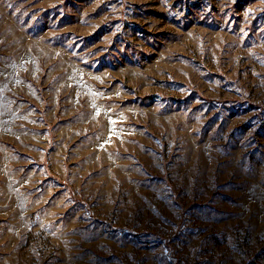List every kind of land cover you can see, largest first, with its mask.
Instances as JSON below:
<instances>
[{
    "label": "rangeland",
    "instance_id": "obj_1",
    "mask_svg": "<svg viewBox=\"0 0 264 264\" xmlns=\"http://www.w3.org/2000/svg\"><path fill=\"white\" fill-rule=\"evenodd\" d=\"M0 264H264V0H0Z\"/></svg>",
    "mask_w": 264,
    "mask_h": 264
}]
</instances>
